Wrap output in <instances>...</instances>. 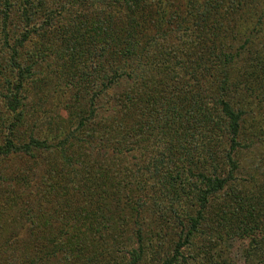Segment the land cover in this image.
I'll list each match as a JSON object with an SVG mask.
<instances>
[{"label":"trees","instance_id":"1","mask_svg":"<svg viewBox=\"0 0 264 264\" xmlns=\"http://www.w3.org/2000/svg\"><path fill=\"white\" fill-rule=\"evenodd\" d=\"M0 23V158L34 167L0 173L24 232L0 264H232L222 224L264 264V0H0ZM25 54L89 98L58 141L20 135Z\"/></svg>","mask_w":264,"mask_h":264},{"label":"rangeland","instance_id":"2","mask_svg":"<svg viewBox=\"0 0 264 264\" xmlns=\"http://www.w3.org/2000/svg\"><path fill=\"white\" fill-rule=\"evenodd\" d=\"M65 21L66 19L64 20L59 18L51 27L52 34L57 32L58 25L64 26ZM11 29L13 30L12 34L14 38L15 35H19L23 32V27L12 25ZM32 40L27 43L26 50L28 51H30V49L33 50L38 44L37 38L34 37V40ZM34 59L36 58H34L31 54L30 57L25 54L23 55L22 63L33 67V64L31 63H33ZM47 66V63H42L41 66H35L32 68L33 72L37 70L39 73L37 72L38 75L35 77L34 82H30L28 87L33 83H37L38 85H44V88L30 94L29 101L27 103L28 106L26 108L27 122L24 128L20 130V135L24 139L27 138L31 131H35L34 133L36 137L41 140L48 138L53 140L57 138L58 141L60 137H64L78 122L79 114L82 113L79 112L78 108L82 107L86 110L89 106V98H86L81 102L82 106L79 105V107H77L78 101L75 96V92H73L70 88H65V85H62L59 82L51 79H45L43 71L47 72ZM3 106V101L0 98V109H3ZM16 136L19 138L18 135ZM30 162L31 160L26 157H12L7 159L0 158V173L16 172L20 170L25 172V178H27V176L34 174L32 172L34 167H32V162L31 164ZM37 174L41 175L42 171L38 170V173L36 172L35 174L36 179L38 180ZM20 208V206H16L15 204L9 207L6 206L5 208L0 206L1 237L6 239L10 236H24L22 235L24 232L22 233L20 231L21 224H19L16 218L12 216L13 213H18ZM229 216L230 221H227L226 223L233 222L232 215ZM220 227L221 229L218 230L217 234L222 235L223 238L220 240L218 237L217 243L219 245L218 247L223 250V256H226L228 260L230 259L232 264H244L242 253L245 242H242V240L239 239V236H237V228H235V226L231 227V225L227 228L226 224H222ZM198 242H200V240H198Z\"/></svg>","mask_w":264,"mask_h":264}]
</instances>
